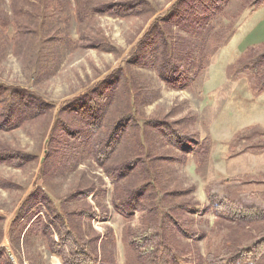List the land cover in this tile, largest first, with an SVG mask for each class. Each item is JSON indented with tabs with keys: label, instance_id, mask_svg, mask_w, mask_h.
I'll list each match as a JSON object with an SVG mask.
<instances>
[{
	"label": "rangeland",
	"instance_id": "374dc122",
	"mask_svg": "<svg viewBox=\"0 0 264 264\" xmlns=\"http://www.w3.org/2000/svg\"><path fill=\"white\" fill-rule=\"evenodd\" d=\"M119 1L127 0H0V87L37 95L49 106L48 115L0 130V150L17 154L21 162L0 163V247L7 249L10 264H63L47 250L46 240L29 233L36 218L21 223L17 235L11 232L18 208L33 194H43L56 212L88 208L94 213L92 219L89 213L70 220L81 239L98 237L96 249L104 263L141 264L127 228L142 231L145 210L135 209L129 221L122 219L113 207L119 180L106 170L133 154L135 134L130 133L112 165L101 166L91 155L98 138L85 141L87 131L79 118L65 112L96 86L99 96L102 85L113 96L104 125L128 114L140 125L165 120L164 125L187 138L186 153L151 138L155 154L178 156L176 163L157 165L164 189L182 194L178 200L186 204L185 230L197 236L176 239L178 246L188 245L181 263L206 264L213 256L231 264L233 252L251 250L264 236V225L240 227L215 209L225 200L264 211V91L254 90L250 71L264 55V46L259 48L264 44V6L253 8L256 0H223L204 16L198 32L172 28L174 42L184 38L190 44L195 65L192 75L182 71V86L174 88L129 58L149 26L162 20L177 0H142L146 11L137 17L96 11L97 5ZM253 47L249 59L239 64ZM134 97L135 108L129 110ZM3 106L0 102V116ZM47 155L52 165L44 174ZM132 176L122 180L121 191L138 184L140 175ZM89 190L92 195L84 197ZM262 258L252 264H264V253Z\"/></svg>",
	"mask_w": 264,
	"mask_h": 264
},
{
	"label": "trees",
	"instance_id": "16d2710c",
	"mask_svg": "<svg viewBox=\"0 0 264 264\" xmlns=\"http://www.w3.org/2000/svg\"><path fill=\"white\" fill-rule=\"evenodd\" d=\"M222 1L177 0L167 10V14L162 17L163 19L155 20L135 44V48L129 58L132 60L131 63L153 69L161 81L169 87L175 88L181 85L183 83V80H181L183 78L182 73H184L182 71L192 75L191 71L195 66L190 62L193 61L191 57L192 48H190L189 43L185 42L184 38L178 39L176 41L178 43L174 42L171 29L179 28L190 33L195 28V31L198 32L201 30L204 16L212 14L216 9V4ZM145 5L146 3L142 0H127L97 5L96 11L99 14H113V16L122 18L137 17L145 13ZM250 5L253 8H255L254 6H264V0H256ZM263 46L264 44L259 48ZM259 48L257 47V49ZM253 50L256 49L254 47L249 49L238 63L248 60ZM260 59L262 62L256 68L252 65L250 70L252 71L251 77L254 80V90L259 94L264 91V71L260 72L264 67V55ZM120 80L122 79L120 78ZM96 87L90 90V94L84 96L83 101L67 105L65 112L69 111V114L72 113L73 116L79 118L83 128L87 131L82 134V136H86L85 141L95 137L98 138L92 143L94 153L91 155L101 166L111 164L113 158L119 154L118 151L125 145L130 133L135 134L133 138L135 151L133 154L118 164V166L112 168L113 170L106 169L114 177L116 183L119 180V185L115 184L113 191V198H115L113 207L125 221L130 220L131 215L135 213V211L134 213L132 212L133 210H140V208L145 210L141 223V226L143 225L142 231L140 227L134 230L133 228H127L130 232L128 240L137 252V258L141 264H182L180 259L185 256L186 252L189 253L186 251L188 245L180 247L175 244L176 239L191 240L190 237H192L195 240L197 236L195 233L191 234L185 230L186 224L183 221L182 209H184L183 207L186 204L178 200V197L182 194L164 189L161 181V171H159L157 165L160 161L176 163L178 156L155 154V146L151 144V138L153 143L160 139L162 146L185 153L188 149L187 138L182 136L172 125H164L165 120L161 122H159L160 120H149L140 125L131 120L128 114L116 119L115 122L108 126L104 125L107 111L113 106L110 103L113 96L109 97L108 94L106 95V89L109 88L102 87V85H99V87L103 88L105 92L102 91L97 96ZM4 88L6 87H0V102L4 105L1 109L0 130L9 131L13 127H18L27 119L32 120L36 116L48 115V104H45L37 95L26 94L23 91L10 88H6L5 93ZM97 90L99 89L97 88ZM115 90H118V86ZM126 91L129 92V89H126ZM134 103L135 97L129 103V110L135 108ZM131 104L133 105L131 106ZM163 126L167 127L163 128ZM63 127L71 131L67 128V124ZM137 135L138 137H136ZM4 162L18 163V165L21 163L18 155L11 153L8 149L0 150V163ZM51 165L52 159L50 155H47L42 166L44 174L51 170ZM136 174L140 175L138 184L130 188L128 186L124 187L121 191L118 186L120 184L121 187L122 184L124 185L122 180H127L129 177L133 178L132 175ZM92 193L93 190H89L84 194V197L89 196V194L92 195ZM79 194L81 193L79 192ZM34 195L27 198L25 200L26 204L23 203L16 211L14 227L11 231L13 234L17 235L18 228H21V223H31L32 219L36 218L30 227L29 233L33 231L35 235L41 236L43 240H46L47 250L54 255H58L63 264H106L97 253L98 237L94 236L90 241L81 239L74 231L70 220L73 216L86 217L89 213V218L92 219L94 213L90 212L88 208L74 210L73 213L65 210L56 212L47 197L42 194L39 198H35ZM174 198L177 203L172 201ZM27 204L28 206H26ZM215 209L226 214L240 227H246V224L250 225V223L264 225V211H259L252 207L239 208L237 205L224 200L219 206H215ZM48 213L51 214V217H49ZM39 214L42 215L40 216ZM10 239L12 241V238ZM18 247L19 245H17ZM10 249L12 251L11 247ZM14 249H16V246ZM263 253L264 236L254 244L251 250L233 252L229 261L231 264L257 263L263 259ZM216 260L218 259L210 256L205 260V263H224V261L217 262ZM5 263L10 264L7 249L0 247V264ZM199 264H203V262Z\"/></svg>",
	"mask_w": 264,
	"mask_h": 264
}]
</instances>
